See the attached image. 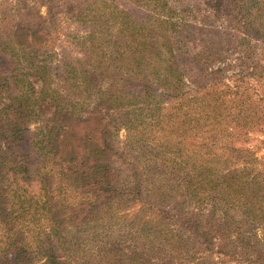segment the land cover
<instances>
[{"label":"trees","instance_id":"obj_1","mask_svg":"<svg viewBox=\"0 0 264 264\" xmlns=\"http://www.w3.org/2000/svg\"><path fill=\"white\" fill-rule=\"evenodd\" d=\"M40 1L45 15L21 8L0 31V264H70L82 232L103 236L95 264H221L228 246L233 264H264V161L239 144L264 134V94L247 88L264 87V0H126L147 18ZM189 42L215 90L209 64L237 54L231 88L187 90Z\"/></svg>","mask_w":264,"mask_h":264},{"label":"rangeland","instance_id":"obj_2","mask_svg":"<svg viewBox=\"0 0 264 264\" xmlns=\"http://www.w3.org/2000/svg\"><path fill=\"white\" fill-rule=\"evenodd\" d=\"M57 1L58 0H52L51 5H56L58 3L60 4V3H62L63 0H59L58 2ZM91 1H93V0H90V2ZM105 1H108L111 5L118 3V5H122V8L125 7L127 9V11L130 12L132 15H138V17H141V18H147L150 15L148 10L134 9L135 7H133L131 5V2L128 3V1H126V0H105ZM87 2H88V0H87ZM24 7H26L27 9H30L31 11L39 13L41 15H45L48 11L46 5L44 3H42L40 0H0V31L2 30V28H4L5 26H7L10 23L9 21H11V19L17 18L18 12L20 11L21 8H24ZM196 36L201 38L202 43H203L201 46L206 45V43L204 44V39L206 42H213V41L216 42L215 41V35L209 31H207L204 28L198 29ZM72 44H73V42H72ZM72 44H71L70 38L65 37V35H61L60 38L56 41L55 47H56V50L58 52L60 51L61 48H63L70 55L73 56L75 54L74 51H78V47H76ZM258 46H261V48H256V50L254 51L255 54L258 55L261 53L262 55H264V44L258 45ZM199 50L200 49L197 48L196 42H189L188 46L185 45L183 47V55L188 54L190 56L188 59H185L184 64H183V69H184V73H185L184 78H185V81L187 83V90H190V88L188 86L189 80L193 81L194 89L191 88V90H196L195 86H199L200 87L198 89L199 92L205 93L206 99L212 97V96L209 97L208 95H206V94H208L207 92L211 91V89H213L214 92H216V91L222 92V91H225L226 87L231 88L232 85L234 84L232 77L238 71V66H237L238 62L235 61L236 58L238 57L237 54L232 55V51H231L228 54V58L224 59L223 61L213 63V64H209V66H208L209 71H213L218 67L220 68V71L217 73L218 80H216V83H218L216 85H219V86H218L217 90H215L213 88L215 85L213 86V80H212L211 75L208 78H206L205 80L201 76H199L197 78L195 76V71H196L195 68L196 67L193 66V63H195L194 62L195 58L193 57L192 54L194 52L199 51ZM60 56H61V54H60ZM258 58H259V55H258ZM253 59L256 60V57L251 55L249 57L250 62H252ZM239 74H241L240 77L244 76L245 81H247L248 78H251V77H248V76H251V68H249L248 70H242V68L240 67V73ZM262 80L259 83L260 87H259V90H257V91H252V89H253V87H252L253 81L252 80L250 81L251 86H247L249 91L254 96L263 97L262 93L264 94V91L260 90V89L264 88V87H262ZM132 116H133V114H132ZM113 125H118V122L113 123ZM123 127L124 126H122V128H119V130L117 131V134H116V139L118 142V146L120 148H122L126 145V134H127V132H126V129ZM34 131H35V129L32 128L31 131L27 132V141H25V143H26L25 147L27 149H31V152L33 154H37V152L35 150V146H34V142H35V139L33 138L34 137ZM238 141H239V138H238ZM263 142H264V134L259 132L257 129H254L253 131H250L248 133H245V134L243 133L241 136V142L239 144L242 145L243 147L247 148L248 150H250L252 156H254L256 159H258L260 161H264V143ZM165 158L168 160H171L172 154L171 153H170V155L166 154ZM115 229H117V228L115 227ZM120 234H124V233L121 232ZM102 237L103 236H95V235H92L90 233L86 234L84 232L77 234L75 236V238L73 239L72 251L68 252V254L70 255V264H95V261L101 255V252L98 251V249L100 246H102V242H103ZM127 239H128V237L124 236L121 240V243L123 245L121 252L125 255L128 254V251L131 247L130 241ZM216 244H221V243H216ZM230 249H231L230 246L225 247V250L227 251L226 254H224V253L219 254L217 252V253H214V255L211 258L214 259L215 261L222 262L221 264H233L232 263V256H230L231 255Z\"/></svg>","mask_w":264,"mask_h":264}]
</instances>
